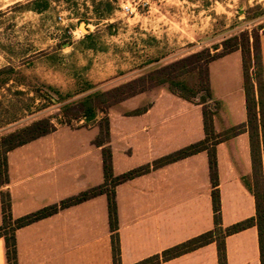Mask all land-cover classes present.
Listing matches in <instances>:
<instances>
[{"label": "crops", "instance_id": "obj_1", "mask_svg": "<svg viewBox=\"0 0 264 264\" xmlns=\"http://www.w3.org/2000/svg\"><path fill=\"white\" fill-rule=\"evenodd\" d=\"M262 56L264 69L263 42ZM230 57L234 59L228 60L234 65L231 74L217 89L211 70L216 62ZM209 70L213 96L220 103L215 132L245 124L242 52L212 62ZM108 117L115 176L153 164L206 137L203 106L166 87L111 107ZM99 134L97 124L64 126L10 151L9 182L5 186L0 183V192H10L13 217L21 218L102 185L103 147L95 144ZM216 151L222 224L229 227L256 216V198L247 184L253 176L250 136L239 134L218 144ZM116 201L121 264H139L162 256L212 231L215 221L208 153L200 152L119 184ZM16 238L18 264H114L107 195L25 226L16 232ZM226 253L227 264H261L257 227L228 236ZM0 264H8L3 238ZM158 264H219L218 247L210 243L170 260L161 259Z\"/></svg>", "mask_w": 264, "mask_h": 264}, {"label": "rangeland", "instance_id": "obj_2", "mask_svg": "<svg viewBox=\"0 0 264 264\" xmlns=\"http://www.w3.org/2000/svg\"><path fill=\"white\" fill-rule=\"evenodd\" d=\"M117 1L112 16L99 23L90 12L87 23L65 2H54L38 14L28 9L31 0H0V69L15 70L0 88V138L44 118H52L59 128L99 125L103 113L89 124L83 119L58 123L64 105L90 93L78 94L85 82L96 86L93 91L106 92L197 52H222L223 42L242 32L258 31L264 46V0ZM77 4L80 13L85 4L91 6L90 0ZM257 14L263 15L253 18ZM91 33L97 50L80 44ZM228 60L234 59L216 62L211 70L217 89L231 74L234 65ZM185 78L197 86L204 74ZM46 86L75 96L60 100L54 95L55 103L45 101L36 92ZM247 184L262 193L261 177L253 175Z\"/></svg>", "mask_w": 264, "mask_h": 264}, {"label": "trees", "instance_id": "obj_3", "mask_svg": "<svg viewBox=\"0 0 264 264\" xmlns=\"http://www.w3.org/2000/svg\"><path fill=\"white\" fill-rule=\"evenodd\" d=\"M54 2H65L69 5V9L73 15H80L87 23L90 22L88 14L91 12L94 18L100 23L115 13L118 1L90 0L91 6L85 4L84 13H80L79 8H77V0H31L27 7L30 11L42 14L50 10ZM262 15L263 14H257L253 18ZM109 27H111V25ZM80 44L86 49H98L96 35L93 33L85 36ZM222 47V52L213 54L209 49L197 52L181 60L152 70L139 78L106 92L93 91L96 86L90 82H85L83 84L78 94L89 91L90 93L79 100L64 105L61 108L62 118L58 123L61 126H64L70 125L73 120L83 119L86 124H89L97 119L99 113L105 115L102 122L98 125L100 128V134L95 140L97 146L103 147L105 182L102 185L84 191L77 196L63 200L59 204L45 207L37 212L16 219L12 215V198L10 192L7 190L1 191L0 202L3 211V224L0 226V238H3L6 244L8 264H18L16 232L19 229L41 219L50 217L61 210L93 199L99 195H107L108 197L113 260L114 264H121L116 187L128 180L149 173L153 169L163 167L204 151L209 155L215 228L212 231L165 251L162 256L147 259L139 264H158L161 259L170 260L210 243L217 244L219 264H227V237L253 226H256L259 232L261 264H264V69L262 34L258 31H253L252 33L242 32L240 35L225 40ZM218 49L219 47L215 50ZM235 51H241L243 55L244 89L246 94L248 119L243 125L234 126L229 130L217 134L215 132L214 118L217 111L220 109V103L216 101L213 96L210 85L209 66L212 62ZM252 69L254 72L251 71ZM198 71L204 74V79H202L197 86H194L188 82L185 76ZM14 72L15 70L13 68L0 69V88L5 87L9 83L10 79L8 77ZM156 86L166 87L179 97L203 106L206 137L200 142L194 143L156 160L153 164H148L122 175L115 176L113 173L112 151L108 145L110 142L109 109L127 99L135 97L143 92L150 91L151 88ZM36 94L45 101L54 103V95L59 96L60 100L75 96L72 94L64 96L59 90H56L51 86H46V90H39ZM210 103H214V106H211ZM141 112L142 110L133 112L132 114H138ZM58 129L59 126L53 122L52 118H44L34 121L30 125L0 138L1 186H5L9 182L7 163L8 153L17 147L47 136ZM245 132L250 136L253 175L257 178L261 177L263 191L262 193H257L248 185L256 198V216L229 227H223L216 147L218 144Z\"/></svg>", "mask_w": 264, "mask_h": 264}]
</instances>
